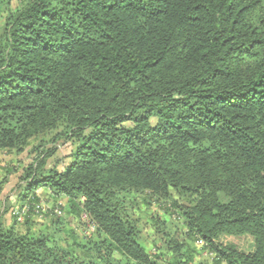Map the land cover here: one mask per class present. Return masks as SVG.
I'll return each mask as SVG.
<instances>
[{
	"label": "trees",
	"instance_id": "16d2710c",
	"mask_svg": "<svg viewBox=\"0 0 264 264\" xmlns=\"http://www.w3.org/2000/svg\"><path fill=\"white\" fill-rule=\"evenodd\" d=\"M28 147L0 264H264V0H0V152ZM139 199L180 219L172 262Z\"/></svg>",
	"mask_w": 264,
	"mask_h": 264
},
{
	"label": "rangeland",
	"instance_id": "374dc122",
	"mask_svg": "<svg viewBox=\"0 0 264 264\" xmlns=\"http://www.w3.org/2000/svg\"><path fill=\"white\" fill-rule=\"evenodd\" d=\"M30 148H26L23 152H0V182L2 181L0 185V215L4 217V223L8 226L13 224V212L20 205L18 199L21 191V186H19L21 184L20 176L23 174L24 168L31 163L36 155L34 153L30 154ZM72 150L73 145L71 143H59L57 152L48 160V165L57 167L59 170L64 169L71 161ZM38 194L42 201V208L45 210L48 211L57 204V201L46 194L43 189H39ZM61 201L65 206L62 217L65 219L67 227H75L80 231L86 227L67 212L65 201L59 200V204ZM135 202L136 204L131 212L139 223L144 244L150 252L158 253L167 263L172 262L175 259V253L170 250L167 244V235L161 234L160 231H164L165 223L181 226L180 219L177 216L175 217V214H167L165 208L160 207L158 204L145 205L141 199ZM34 221L37 226L41 227L48 222V218L46 214L40 213L34 217ZM17 227L20 231L25 229L22 225H17ZM187 244L192 249L189 252L192 253L194 258L191 264H207L210 258L202 249L201 244L193 241H187Z\"/></svg>",
	"mask_w": 264,
	"mask_h": 264
},
{
	"label": "built area",
	"instance_id": "2783aa9c",
	"mask_svg": "<svg viewBox=\"0 0 264 264\" xmlns=\"http://www.w3.org/2000/svg\"><path fill=\"white\" fill-rule=\"evenodd\" d=\"M26 209L24 208V211H25ZM15 213H19V211L18 210H16V211H14Z\"/></svg>",
	"mask_w": 264,
	"mask_h": 264
}]
</instances>
